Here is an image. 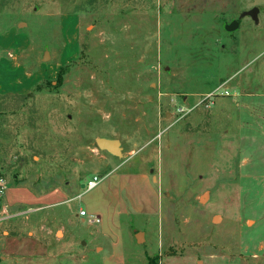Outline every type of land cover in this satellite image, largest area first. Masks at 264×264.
Wrapping results in <instances>:
<instances>
[{"label":"rangeland","instance_id":"rangeland-1","mask_svg":"<svg viewBox=\"0 0 264 264\" xmlns=\"http://www.w3.org/2000/svg\"><path fill=\"white\" fill-rule=\"evenodd\" d=\"M253 8L258 22L243 16ZM79 21L61 85L57 73L26 96L0 94V188L80 193L124 164L162 192L158 215L122 219L126 264H264V0H0V46L32 71L60 58ZM100 138L119 140L122 157ZM4 202L0 234L34 231V212ZM86 243L81 264H103L107 251ZM52 247L50 264H70Z\"/></svg>","mask_w":264,"mask_h":264},{"label":"crops","instance_id":"crops-1","mask_svg":"<svg viewBox=\"0 0 264 264\" xmlns=\"http://www.w3.org/2000/svg\"><path fill=\"white\" fill-rule=\"evenodd\" d=\"M65 18L67 20L64 22H70L78 16L68 15ZM74 29L62 48L60 58L55 60L52 56L49 64L38 63L32 71L26 69L23 63V51L13 55L12 52L20 49L8 50L3 45L0 46L5 53L2 59L0 57V74L3 75H0L3 81L0 94L6 97L26 96L42 81L52 80L62 67L74 61L75 46L80 44V21ZM18 41H21L19 47L28 49V40L19 38ZM123 166L124 164L117 165L103 176L95 175L101 179L98 186L80 193L79 189L71 191L58 186L43 193L34 192L24 186L7 187L2 197L6 196L8 204L4 202V206L13 211L34 212L29 217L34 231H30L28 235L19 232L12 234L9 230L0 234L2 263H49L57 258V250L52 247V243H56L57 249L66 253L70 264L86 263L87 255L78 253L77 246L83 245L84 239H88V243L84 245H93L95 254L100 255L107 251V256L102 257L103 264H126L122 219L131 214L147 217L158 215L162 192L155 183L156 178L142 170H125ZM97 189V194L91 196ZM87 196H90L88 208L84 209L81 202ZM41 212L47 215L43 219L44 224L38 217ZM81 212L98 217L100 223L90 225L85 217L80 216ZM99 213L102 217L97 215ZM86 223L95 227L84 229L83 225ZM59 233L62 234L61 237H58ZM85 249L83 247V251Z\"/></svg>","mask_w":264,"mask_h":264},{"label":"water","instance_id":"water-1","mask_svg":"<svg viewBox=\"0 0 264 264\" xmlns=\"http://www.w3.org/2000/svg\"><path fill=\"white\" fill-rule=\"evenodd\" d=\"M258 14H259V9L253 8L252 10L243 14V16L251 17L255 22H258ZM238 27H239V23L237 21H235V22H232L231 24H229L227 26L226 30L229 32H233ZM47 57H49L48 53L45 54L44 60ZM96 146L100 151H105L113 157H117V158L122 157L123 149H122V144L119 140L100 138V139L96 140ZM155 181H156V179H155ZM214 220L218 221L219 218L216 217ZM136 240H137L138 244H141V242L144 241V234L136 232Z\"/></svg>","mask_w":264,"mask_h":264},{"label":"built area","instance_id":"built-area-1","mask_svg":"<svg viewBox=\"0 0 264 264\" xmlns=\"http://www.w3.org/2000/svg\"><path fill=\"white\" fill-rule=\"evenodd\" d=\"M1 182H3V181L1 180ZM99 183H100V178L95 176L91 181L88 182V184L85 187V191L93 190L94 188H96L98 186ZM4 191H5V189L0 188V197L4 195ZM80 216L85 217L87 222L90 225L100 223V219L98 217L88 215L86 212H81Z\"/></svg>","mask_w":264,"mask_h":264},{"label":"trees","instance_id":"trees-1","mask_svg":"<svg viewBox=\"0 0 264 264\" xmlns=\"http://www.w3.org/2000/svg\"><path fill=\"white\" fill-rule=\"evenodd\" d=\"M65 69L66 67H62L58 73V79H57V83L58 85H61L62 82H63V75H64V72H65ZM48 85H51L52 82H47Z\"/></svg>","mask_w":264,"mask_h":264}]
</instances>
